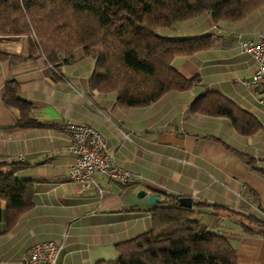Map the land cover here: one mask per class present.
<instances>
[{
	"label": "crops",
	"instance_id": "crops-1",
	"mask_svg": "<svg viewBox=\"0 0 264 264\" xmlns=\"http://www.w3.org/2000/svg\"><path fill=\"white\" fill-rule=\"evenodd\" d=\"M263 30L264 5L240 21H216L203 12L158 27L169 38L214 34L215 40L208 50L174 59L182 75L201 77L199 85L141 107H126L115 92L92 88L95 60L83 50L57 68L31 54L25 37L1 43L7 56L0 55V164L18 163L15 175L30 180L34 194L33 206L12 226L0 198V264H24L30 248L44 241L62 245L56 264L115 260L116 243L150 230L157 203L148 197L158 195L160 202L167 193L203 204L200 218L236 248L237 264H264V234L245 232L241 218L264 221V95L248 84L257 63L240 45L241 37L257 39ZM10 80L20 83L40 125L16 126L19 111L4 101ZM207 89L254 114L262 128L247 136L227 117L192 112L191 103ZM66 119L100 131L116 163L136 180L125 184L97 174L102 192L73 182L76 155Z\"/></svg>",
	"mask_w": 264,
	"mask_h": 264
},
{
	"label": "trees",
	"instance_id": "trees-1",
	"mask_svg": "<svg viewBox=\"0 0 264 264\" xmlns=\"http://www.w3.org/2000/svg\"><path fill=\"white\" fill-rule=\"evenodd\" d=\"M263 5L264 0H0V36H27L30 53L44 56L57 68L83 50L95 60L92 88L115 92L126 107H141L171 90L199 85L201 77H185L174 59L208 50L215 40L214 34L169 38L160 35L158 27L203 12L216 21H240ZM0 55L7 56L1 45ZM4 101L18 109L17 127L40 125L33 103L21 96L18 81L7 82ZM190 110L227 117L243 135L262 128L254 114L217 90L207 89ZM244 157L253 163L252 157ZM17 168L16 162L0 164V198L8 203L9 226L33 206L32 183L17 178ZM181 197L165 194L151 210L150 230L116 243L117 258L96 264H237L236 248L200 218L203 204L186 207ZM241 218L245 232L264 234V221L251 215Z\"/></svg>",
	"mask_w": 264,
	"mask_h": 264
},
{
	"label": "built area",
	"instance_id": "built-area-1",
	"mask_svg": "<svg viewBox=\"0 0 264 264\" xmlns=\"http://www.w3.org/2000/svg\"><path fill=\"white\" fill-rule=\"evenodd\" d=\"M3 44V42H1ZM241 48L249 53L256 61L257 68L253 79L248 84L257 93L264 95V30L259 38L240 39ZM264 102V100H260ZM63 128L70 135L69 150L76 155L75 161L70 165L71 180L83 189L100 186L97 174L122 183H131L137 175L132 171L125 170L116 163L115 155L109 150L104 135L86 123H77L66 119ZM62 245L55 241H44L33 245L29 250V257L24 264H56Z\"/></svg>",
	"mask_w": 264,
	"mask_h": 264
},
{
	"label": "water",
	"instance_id": "water-1",
	"mask_svg": "<svg viewBox=\"0 0 264 264\" xmlns=\"http://www.w3.org/2000/svg\"><path fill=\"white\" fill-rule=\"evenodd\" d=\"M145 195H146V191L145 190H141L138 193V196L139 197H144ZM148 200L151 203H158V201L160 200V196H158V195H151V196L148 197ZM180 202H181V204L183 206H186V207H193L194 206V201H193V198L192 197H188V196L181 197L180 198Z\"/></svg>",
	"mask_w": 264,
	"mask_h": 264
},
{
	"label": "rangeland",
	"instance_id": "rangeland-1",
	"mask_svg": "<svg viewBox=\"0 0 264 264\" xmlns=\"http://www.w3.org/2000/svg\"><path fill=\"white\" fill-rule=\"evenodd\" d=\"M25 38H27V40H28V37L27 36H24ZM19 38H23V37H3V36H0V44H1V42H5L6 43V41H10V40H16V39H19Z\"/></svg>",
	"mask_w": 264,
	"mask_h": 264
},
{
	"label": "bare ground",
	"instance_id": "bare-ground-1",
	"mask_svg": "<svg viewBox=\"0 0 264 264\" xmlns=\"http://www.w3.org/2000/svg\"><path fill=\"white\" fill-rule=\"evenodd\" d=\"M8 44V43H7Z\"/></svg>",
	"mask_w": 264,
	"mask_h": 264
}]
</instances>
